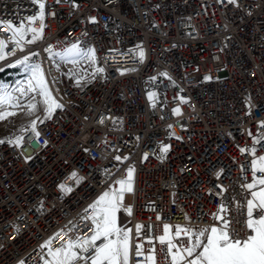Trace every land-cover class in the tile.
I'll list each match as a JSON object with an SVG mask.
<instances>
[{"label":"built area","instance_id":"2783aa9c","mask_svg":"<svg viewBox=\"0 0 264 264\" xmlns=\"http://www.w3.org/2000/svg\"><path fill=\"white\" fill-rule=\"evenodd\" d=\"M44 3L42 38L23 42V51L10 30L0 27L8 44L0 84L10 88L6 73L34 53L48 71L59 58L52 53L73 43L83 51L94 49L103 72L78 88L63 71L62 91L49 76L62 108L38 120L35 132L29 128L20 135L19 144L17 138L0 143V264H46L49 250L67 244L70 236L90 237L84 210L103 192L118 188L115 182L126 178L129 167L135 169L134 192L124 206H131L132 215L122 208L118 224L132 230L131 264L143 261L134 255L137 243L145 253L155 247L156 264H170L158 241L146 242L161 235L164 224L196 231L219 225L214 214L222 204L230 218L243 221L250 198L243 185L252 181L254 157L240 149L255 147L256 156H264V144H253V137L264 133L259 127L264 122V0ZM38 11L32 0H0L5 25L27 27V18ZM32 27L39 30L40 21ZM68 69L77 66L69 63ZM149 93H155L152 101ZM165 145L167 154L160 151ZM138 224L146 226L139 237ZM233 227L245 237L242 224Z\"/></svg>","mask_w":264,"mask_h":264},{"label":"snow or ice","instance_id":"6c2138e0","mask_svg":"<svg viewBox=\"0 0 264 264\" xmlns=\"http://www.w3.org/2000/svg\"><path fill=\"white\" fill-rule=\"evenodd\" d=\"M32 2L38 5L39 11L37 15L27 18V27L23 22L17 28L11 22L5 25L3 21H0V27H7L10 30L12 42L19 46L22 51L23 42L32 43L42 38L43 29L46 26L44 24V0H32ZM235 2L236 0H228V3ZM37 20L40 21L39 30L32 27ZM29 34H31V39L26 40V36ZM7 48L6 40L0 38V60L6 58L5 50ZM110 51L113 54L123 55L118 50ZM52 54L62 59L69 58L73 63L76 62L75 57L96 63L95 50L89 48L86 52L81 51L77 43L67 47L63 53ZM139 55L143 58V51ZM29 59L30 57L26 56L23 60L17 61V64L24 65V70L28 73L25 82H18L14 88L0 84V120L16 114L14 111H8L7 108H26L29 114H34L42 107L45 119H50L56 109L62 108V105L53 97L40 64L29 63ZM96 72H103V69L97 68ZM152 79L154 80L155 77ZM76 83L79 85L80 81L77 80ZM16 92L19 93L18 97L13 95ZM154 96L155 93H149V100L152 101ZM21 98L26 99L27 103L21 104ZM173 112L179 115L180 109H173ZM259 127L264 129V122H261ZM31 128L35 132L36 120L32 121ZM36 135L38 137L39 133L36 132ZM249 135L252 136V133L249 132ZM21 139L17 137V144L20 143ZM3 142L0 140V143ZM253 144H264V133L253 137ZM160 151L167 154L169 146H163ZM240 151L242 154L247 152L254 157L251 160L252 181L243 185L250 195L244 205L246 208L245 219L240 221L230 218L227 215L228 208L222 204L218 212L214 214V220L220 221L219 225L196 231L190 226L164 224L162 234L155 238L149 236L146 238V242L152 245L153 239L158 241L163 246L162 250L170 258V264H264V156L257 157L255 147L252 149L241 148ZM144 158H147L146 154ZM116 159L120 160L121 158L118 156ZM134 172V167H129L126 178L115 182L119 188H112L103 192L84 210L81 218L90 222L92 235L87 239L81 236L75 238L70 236L67 244L62 245L55 252L49 250L51 260L47 261L46 264H131L133 255L132 230L119 226L117 213L125 208V194L134 192ZM71 178L77 179L76 173H73ZM60 187L70 191L64 185ZM89 211L92 213L91 216L87 215ZM125 211L129 216L132 215L131 206L126 207ZM157 219L159 220L161 217L157 216ZM234 223L242 224L247 230L245 237L238 236L233 227ZM74 227L73 225L70 231ZM144 227L146 226L136 225L137 237ZM147 227L151 232V227ZM182 236L184 237L183 240H181ZM51 242L52 239L46 242L45 247ZM134 247L135 257H143V261L137 260L136 264H156L154 246L149 248L147 253H145L142 243H137Z\"/></svg>","mask_w":264,"mask_h":264},{"label":"rangeland","instance_id":"374dc122","mask_svg":"<svg viewBox=\"0 0 264 264\" xmlns=\"http://www.w3.org/2000/svg\"><path fill=\"white\" fill-rule=\"evenodd\" d=\"M74 59L76 61L74 64L77 66V71H72L68 69V64L73 63L71 62V59L69 58L62 59L61 57H59L57 60L52 61V64L49 67L48 71H46L40 65L45 74L47 83H48V77L50 76L51 78L55 80L56 84L59 86V89L62 91L63 83L61 79V73L63 71H66L71 83L75 87L83 88L82 86L84 82L86 80L90 81L94 77L96 73L97 65L96 63H91L88 59H86L85 61L80 57H75ZM28 62L40 64L37 57H35L34 55L30 57ZM27 74L28 73L25 72L24 65H23L17 70L6 73L4 77V81L9 80L10 88H14L18 85V82H21L22 77ZM78 74L81 76V79L78 77ZM77 80L80 81L79 85H77L76 83ZM6 85H9V83H6ZM48 86H49V89L51 90V87L49 84ZM13 95L18 97L19 93L16 92V93H13ZM37 99L39 100V97H37ZM20 102L21 104H26L27 100L24 98H21ZM9 111H14L16 114L9 116L7 119L0 120V140L4 141L3 143H6V142L11 143L13 142L14 139L19 137L20 135H23L29 128H31V123L33 120H36L37 122L40 119H45L44 118L45 113L42 107H40L34 114H29L26 108H16V109H11ZM133 187H134V183H133ZM118 188H119V185H118ZM132 199H133V192L125 194L124 196L125 202L131 203ZM119 215H120V212L117 213L118 222H119Z\"/></svg>","mask_w":264,"mask_h":264},{"label":"crops","instance_id":"0c3cea01","mask_svg":"<svg viewBox=\"0 0 264 264\" xmlns=\"http://www.w3.org/2000/svg\"><path fill=\"white\" fill-rule=\"evenodd\" d=\"M86 82H87V80L84 82V84H83V86H82V87H84V86H85Z\"/></svg>","mask_w":264,"mask_h":264},{"label":"bare ground","instance_id":"6f19581e","mask_svg":"<svg viewBox=\"0 0 264 264\" xmlns=\"http://www.w3.org/2000/svg\"><path fill=\"white\" fill-rule=\"evenodd\" d=\"M12 108H7V110L9 111V110H11Z\"/></svg>","mask_w":264,"mask_h":264}]
</instances>
